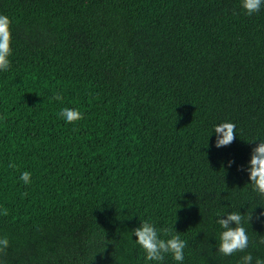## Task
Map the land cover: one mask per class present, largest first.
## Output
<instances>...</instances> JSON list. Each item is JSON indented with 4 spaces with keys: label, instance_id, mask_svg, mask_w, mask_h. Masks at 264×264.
Wrapping results in <instances>:
<instances>
[{
    "label": "trees",
    "instance_id": "16d2710c",
    "mask_svg": "<svg viewBox=\"0 0 264 264\" xmlns=\"http://www.w3.org/2000/svg\"><path fill=\"white\" fill-rule=\"evenodd\" d=\"M0 13L13 34L0 72L6 264H146L132 235L141 220L187 242L184 264L264 259V195L238 169L264 139V8L249 16L240 0H0ZM64 107L82 119L66 123ZM223 121L237 135L217 148L208 136ZM233 211L249 245L224 256L217 213Z\"/></svg>",
    "mask_w": 264,
    "mask_h": 264
},
{
    "label": "clouds",
    "instance_id": "9594fccd",
    "mask_svg": "<svg viewBox=\"0 0 264 264\" xmlns=\"http://www.w3.org/2000/svg\"><path fill=\"white\" fill-rule=\"evenodd\" d=\"M240 6L244 12L251 16L264 8V0H240ZM12 21L9 16L0 13V72L8 71L11 65L10 57L13 54L11 30ZM57 100L61 97L57 94ZM58 115L66 123H74L82 119L83 114L78 108L64 107ZM215 135V146L221 148L231 144L237 135L236 125L231 121H223L213 126L209 138ZM259 141L251 150L250 159L245 165H239L238 169L246 172L248 183L253 191L264 195V139H254ZM235 163V160L227 161L229 167ZM32 174L29 171L21 173L19 179L25 185L32 183ZM7 211L6 209L4 210ZM264 216V213L257 215V219ZM242 215L239 211L217 213V223L222 229L219 233V244L217 251L224 256L232 255L235 252H242L249 245V236L242 223ZM135 236V243L144 251L146 264H163L166 256L171 258L177 264H184L186 241L172 229H158L156 225L149 220H141L140 224L132 230ZM167 237V238H164ZM260 244H264V238H261ZM10 245L7 236H0V253H4ZM253 255L246 253L240 259V264H253ZM0 264H6L5 259L0 256ZM255 264H264V259L257 257Z\"/></svg>",
    "mask_w": 264,
    "mask_h": 264
}]
</instances>
